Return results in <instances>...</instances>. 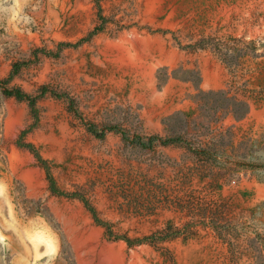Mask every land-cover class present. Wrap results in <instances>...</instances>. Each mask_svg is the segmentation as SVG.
Listing matches in <instances>:
<instances>
[{
    "label": "rangeland",
    "instance_id": "obj_1",
    "mask_svg": "<svg viewBox=\"0 0 264 264\" xmlns=\"http://www.w3.org/2000/svg\"><path fill=\"white\" fill-rule=\"evenodd\" d=\"M0 264H264V0H3Z\"/></svg>",
    "mask_w": 264,
    "mask_h": 264
},
{
    "label": "clouds",
    "instance_id": "obj_2",
    "mask_svg": "<svg viewBox=\"0 0 264 264\" xmlns=\"http://www.w3.org/2000/svg\"><path fill=\"white\" fill-rule=\"evenodd\" d=\"M16 2L18 3V0H16ZM0 3H3V0H0ZM13 15H15V13H13Z\"/></svg>",
    "mask_w": 264,
    "mask_h": 264
}]
</instances>
